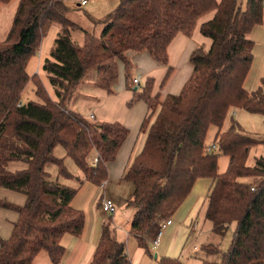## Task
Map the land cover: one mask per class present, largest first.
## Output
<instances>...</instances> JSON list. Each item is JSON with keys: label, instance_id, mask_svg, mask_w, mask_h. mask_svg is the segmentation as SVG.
Returning a JSON list of instances; mask_svg holds the SVG:
<instances>
[{"label": "trees", "instance_id": "trees-1", "mask_svg": "<svg viewBox=\"0 0 264 264\" xmlns=\"http://www.w3.org/2000/svg\"><path fill=\"white\" fill-rule=\"evenodd\" d=\"M8 1L0 0V5ZM246 3L242 8L239 0H120L119 7L101 20V34L84 30L85 42L78 44L72 32L80 26L68 17L65 0H20L10 30L0 39V187L22 193L26 200L19 205L0 199V207L18 214L11 236L0 235V264H37L42 250L58 264L67 251L63 239L84 234L86 216L73 201L84 181L75 177L66 160L72 159L86 180L100 185L108 179L109 164L117 158L129 128L81 115L73 103L88 73L95 74V85L115 91L120 65L134 90L129 104L143 100L150 110L142 122L146 142L124 175L135 186L127 202L133 210L130 234L150 253L149 228L171 220L196 182L208 179L213 186L204 212L212 231L223 238L234 222L236 228L227 249L202 245V264H264V137L245 132L235 121L223 130L232 108L264 115V92L245 87L254 57L250 31L263 20L264 0ZM211 11V19L199 28L210 45H200L192 53L193 71L179 93L153 95L151 78L141 91L132 86L134 53L148 51L165 65L167 46L176 33H190L199 17ZM54 23L61 27L42 68L56 99L40 74L28 68ZM29 81L36 84L41 100H23ZM212 126L217 129V148L208 151ZM58 147L63 156L56 154ZM254 148L255 162L250 164ZM222 154L229 157L226 172L218 165ZM13 161L27 166L12 171L8 167ZM48 165H55L59 174L53 176ZM64 178L77 180V185L68 186ZM111 224L103 226L89 264H133L126 242ZM159 264L186 263L179 256L161 255Z\"/></svg>", "mask_w": 264, "mask_h": 264}, {"label": "crops", "instance_id": "crops-1", "mask_svg": "<svg viewBox=\"0 0 264 264\" xmlns=\"http://www.w3.org/2000/svg\"><path fill=\"white\" fill-rule=\"evenodd\" d=\"M246 2L247 0H239L242 8L246 7ZM213 14L214 11L201 15L190 33H176L175 37L167 46L168 60L165 65L157 63L148 51L141 50L140 52L134 53L132 55L134 65L132 69L135 70L136 73L129 79L131 80L132 86L137 88L138 91H141L147 79L151 78L153 80V95L159 94L163 98L171 94L179 93L193 71V65L190 61L192 53L200 45L205 47L210 45V39L201 34L199 28L201 23L211 19ZM262 17V22L254 26L250 31V37L254 42V57L252 67L245 82V87L250 92L259 89L264 92V10ZM37 72L40 74L39 71ZM94 77L95 74L92 75L88 81H84L83 86L87 85L88 87H82V99L79 102L75 100L73 108L76 112L88 118H90L93 113L94 118L92 119L95 121H118L129 128V134L127 135L125 143L119 149L117 158L109 164V177L107 179L106 189L108 188V190H110L121 182L127 181L124 175L129 165L137 154L141 152L146 142L147 131L142 130V122L145 117L150 115V110L143 100L129 104L133 99L134 90L128 86L127 80L118 82L116 84V90L108 93L105 89L94 84ZM135 77H140L142 80L141 87H137L133 84L132 79ZM232 121H235L245 132L254 136L264 137L263 114L249 113L248 110L235 107L228 113L224 121L223 130H227L231 126ZM56 154L58 156H63L65 152L61 147H58L56 149ZM66 163L71 170H74V166L76 165L72 159H67ZM26 166L27 164L25 162L13 161L9 163L8 169L15 171L24 169ZM47 170L51 172L53 176L59 174L55 165H48ZM62 182L68 186L77 185V182L72 178H64ZM82 185H84V183ZM212 186L213 183L208 179L196 182L193 190L175 211L173 218L170 220L171 222L163 230L160 245L157 247H154L152 240L156 236L159 228L157 225L149 228L147 239L148 243L152 244V248L158 250V254L155 257L157 260L161 255L181 257L184 247L186 243L190 241V238L194 234H198L199 231V236L200 234H204V231H202L199 225V215L205 211L208 200L207 196ZM97 191L98 190L94 193V191L91 190V193L88 194L86 190L84 195H82V199H77V208L82 205L84 200L87 199L90 201V207L88 204V212L86 211L85 231L81 237L66 236L63 239V244L67 247V251L58 264H70L71 261L76 262L75 264H89L91 261L90 259L103 233V226L108 222V220H104V217L106 215L113 216V214H107L102 210L100 199L104 195V192L100 193ZM0 199L24 205L26 196L12 189L9 190L1 187ZM17 219V211L11 208L6 209L0 207V235L3 238L7 239L11 236L14 222ZM116 232L118 238L123 240V237L118 235V230ZM133 239L137 243L135 237ZM124 240L127 244L128 240ZM195 248H197V246H195ZM127 254L133 264H147L149 259L147 257L149 255L151 256V253L145 251L139 244L133 252L130 251L127 244Z\"/></svg>", "mask_w": 264, "mask_h": 264}, {"label": "rangeland", "instance_id": "rangeland-1", "mask_svg": "<svg viewBox=\"0 0 264 264\" xmlns=\"http://www.w3.org/2000/svg\"><path fill=\"white\" fill-rule=\"evenodd\" d=\"M20 0H10L8 2H5V4L0 5V39H4L6 37V34L10 30L12 26V20L16 14L17 7ZM68 8L70 9L67 13L68 17L76 22L80 29H76L72 32V37L78 44H82L85 42V33L84 30L93 33L96 36H99L102 32V29L104 27V23L101 22L106 16L109 15V13L115 11L119 6L120 0H88L86 4L82 5L80 4L81 0H65ZM60 24L54 23L50 25V27L46 30L45 34L42 37L40 48L38 51V54L36 57H34L29 65V72L31 74H35L37 71L40 72L41 78L43 82L46 84V87L49 91V95L51 97L57 98L55 96V91L53 85L49 82V77L47 75V72L42 68V65L46 58L51 57V49L54 46L57 34L60 30ZM132 63L133 59L130 57ZM120 71L119 76L117 78V83L126 81L125 79V69L124 66L120 65ZM131 75L134 76L136 73L135 70H130ZM92 76V73H88L86 77L84 78V81H87ZM134 79V78H133ZM116 83V84H117ZM36 84L33 81H29V84L26 86L25 90L23 91L22 98L25 102L30 100H40L38 96L35 93L36 90ZM83 87H88L87 85H84ZM116 90V86H115ZM82 90H79L77 93L75 100L79 102L82 99ZM75 110V109H74ZM250 113V112H249ZM216 127L212 126L209 129L207 138H208V145L212 146L215 143V134H216ZM257 136V135H256ZM261 137L262 136H257ZM256 148L252 149V152L249 157V163L254 164L255 162V156L257 151ZM260 150H263V147L259 146ZM264 151V150H263ZM260 152V151H259ZM218 165L220 167L221 172H226L229 169V157L222 154L219 156L218 159ZM70 171L73 172L75 177L83 180L84 185L82 189L78 192L79 194L74 199V205L76 206L78 201L77 199H82V195L84 193L88 192V194L91 193V190L96 193L97 192L103 193V189L100 188V185H94L93 183L86 181L84 172L77 166H74V170ZM77 181V180H76ZM1 188V187H0ZM4 188V187H2ZM134 184L131 181H124L121 182L119 185H116L112 187L110 190L108 188L104 192L105 197H109L112 200H115L116 202V211L113 214V216H105L104 220H108V222L112 223L111 226L114 227V229L118 230V235L123 237L122 239L128 240V248L130 251L133 252L134 249L138 247V244L133 239L134 236L130 234V223L132 219V208L128 207V201L133 195L134 191ZM7 189V188H4ZM96 189V190H95ZM102 189V192L100 191ZM22 194V193H21ZM24 195V194H22ZM25 196V195H24ZM85 204V205H84ZM88 204L90 207V201L87 199L83 201L82 205L79 206V209H82L85 213L88 212ZM87 211V212H86ZM87 217V216H86ZM112 218V219H111ZM173 218V217H172ZM199 225L202 228V231H204V234H194L190 241L186 243V246L184 247V250L182 252V260L186 264H202L201 258H203L202 254V245H205V243H215L221 245V248L223 250L227 249L231 236L234 233V230L236 228V222H234L231 225L230 230L228 233L222 238L221 236H218L215 234L212 229L211 222L206 219L205 212L203 211L199 215ZM158 227V226H157ZM201 230V229H200ZM130 237V238H129ZM125 241V240H124ZM131 242V243H130ZM197 246V249L195 248ZM150 247V253L147 258L148 263L147 264H159V259L157 260L155 256L158 254V250L152 248V244H149ZM211 260H218L220 259L216 255H209ZM35 262L37 264H53L52 261H50V258L48 256V253L46 250H42L37 257L35 258ZM75 264L76 262L71 261L70 264Z\"/></svg>", "mask_w": 264, "mask_h": 264}, {"label": "built area", "instance_id": "built-area-1", "mask_svg": "<svg viewBox=\"0 0 264 264\" xmlns=\"http://www.w3.org/2000/svg\"><path fill=\"white\" fill-rule=\"evenodd\" d=\"M88 0H81L80 4L84 5L87 3ZM134 84L139 87L142 83V80L140 79V77H135L134 79ZM91 118H94V114H91ZM217 148V144L214 143L212 146L208 145L207 146V150H213ZM98 159L95 160V162H97ZM107 187V180H104L101 184H100V188L103 189V191L105 192V189ZM101 189V191H102ZM104 194V193H103ZM102 203H101V208L102 210L107 213V214H114L116 211V202L115 200H112L109 197H105V194L102 196ZM170 220H160V222L158 223V232L156 234V236L153 238L152 243L154 244V247H157L160 245V240H161V236L163 233V230L165 229V227L170 223Z\"/></svg>", "mask_w": 264, "mask_h": 264}, {"label": "water", "instance_id": "water-1", "mask_svg": "<svg viewBox=\"0 0 264 264\" xmlns=\"http://www.w3.org/2000/svg\"><path fill=\"white\" fill-rule=\"evenodd\" d=\"M156 256H157V255H156ZM156 256H155V257H156Z\"/></svg>", "mask_w": 264, "mask_h": 264}]
</instances>
